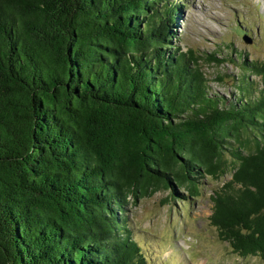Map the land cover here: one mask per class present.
<instances>
[{
  "label": "trees",
  "instance_id": "trees-1",
  "mask_svg": "<svg viewBox=\"0 0 264 264\" xmlns=\"http://www.w3.org/2000/svg\"><path fill=\"white\" fill-rule=\"evenodd\" d=\"M175 5L0 0V264H147L127 198L198 196L228 170L209 222L264 258V58L243 68L256 87L209 95L193 51L165 43Z\"/></svg>",
  "mask_w": 264,
  "mask_h": 264
},
{
  "label": "rangeland",
  "instance_id": "rangeland-1",
  "mask_svg": "<svg viewBox=\"0 0 264 264\" xmlns=\"http://www.w3.org/2000/svg\"><path fill=\"white\" fill-rule=\"evenodd\" d=\"M174 4L165 43L170 50L193 51L209 95L236 98L235 84L241 77L255 87L260 83L259 76L243 68L250 60L264 58V0H173ZM212 52L225 61L210 60ZM230 177L228 170L218 179L198 178V196L159 189L136 200L127 198L124 212H117L124 216L147 264H264L258 255L234 253L209 222L213 191Z\"/></svg>",
  "mask_w": 264,
  "mask_h": 264
}]
</instances>
